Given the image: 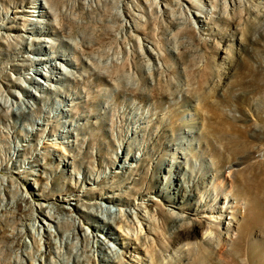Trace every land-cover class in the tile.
<instances>
[{
    "label": "rangeland",
    "instance_id": "374dc122",
    "mask_svg": "<svg viewBox=\"0 0 264 264\" xmlns=\"http://www.w3.org/2000/svg\"><path fill=\"white\" fill-rule=\"evenodd\" d=\"M49 1L52 13L42 17L30 7L34 0H0V106L2 98L21 102L25 87L14 82L30 85L24 76L35 73L36 66L20 72L14 62L49 57L37 67L49 64L56 77L64 76L54 65L57 60L81 77L52 82L40 77L56 86L34 87L37 118L44 115L40 120L46 124L0 116V161L7 163L11 143L25 149L24 136H33L41 125L46 129L27 154L30 164L40 163L29 168L38 174L20 178L27 203L36 213L39 202L91 209L90 203L118 193L115 199L124 204L105 203L120 209L113 223L91 215L72 230L80 236L73 244L79 253L83 226L90 244L98 239L104 248L102 255L87 251L81 264H154L157 254V264H194L186 250L213 233L209 217L216 223L211 248L228 253L231 245L224 240L232 209L227 192L217 202L206 200L215 195L216 183L229 191L235 185L230 173L235 157L225 165L219 157L229 154L236 136L248 145L241 156L243 171L264 186V0ZM27 19H44L51 26L33 32ZM45 38L55 43L38 41ZM196 213L202 225L193 221ZM154 219L161 224V237L153 230ZM42 225L46 234L58 232L57 223ZM231 233L235 237V230ZM24 240L32 242L28 234ZM113 248L119 251L115 257L108 253ZM213 256L209 264H216ZM228 256L221 257L222 264H242ZM23 258L15 249L0 251V264ZM39 262L36 256L26 264Z\"/></svg>",
    "mask_w": 264,
    "mask_h": 264
},
{
    "label": "bare ground",
    "instance_id": "6f19581e",
    "mask_svg": "<svg viewBox=\"0 0 264 264\" xmlns=\"http://www.w3.org/2000/svg\"><path fill=\"white\" fill-rule=\"evenodd\" d=\"M25 1L26 0H21L22 4H24ZM51 6L52 3L49 0H34V2H32V5H30V7L38 9V16L42 17L49 16L52 13V11L50 10ZM36 9H32V12H35ZM27 21L30 24L34 25L33 32L43 31L45 28L48 29L51 26V23H49V21L47 22L44 19H27ZM25 37L31 38L30 36ZM38 41H47L51 42L52 44L55 43L53 40L48 38L41 40L39 39ZM44 46L46 48L47 45H42L40 47L44 48ZM18 49V46L14 47L13 52ZM46 59H49V57H42L40 59L34 58L31 59V61L25 63L14 62V65L21 66V68L17 69L20 72L25 71L30 66H36L35 73H29V75L24 76L26 81L29 82L30 85L24 84L19 80H16L14 82V84L25 87L26 96H23L21 98V102L16 103L9 98H2L0 106V116L8 119L14 118L15 120L19 117H27L31 120H36L37 122L42 123L40 119L45 116L43 115V117L37 118V116L41 115L36 109L38 106L33 101V99L38 94L34 90V87L37 90H47L48 88L55 89L56 86L52 84L45 85L40 77L51 82L57 78L60 80L65 77H71L73 79L81 78L72 70L65 68L64 64L57 62V60L55 61L54 65L61 66V68H63L65 72L64 76L56 77L55 74L51 72V70H48V68H46L50 67L49 64H47L46 67H37ZM67 63L74 64L71 61H67ZM55 127L58 126L55 125ZM36 130H33V136L23 137L25 141L28 142V144H22L26 146L25 149L19 147L16 150V147H14V150L11 143V146H9L8 148L9 157L7 159L9 162L7 163L5 161H0V251H12L15 249L23 253V256H25V259L27 261L23 258L22 261L16 260V264H26V262L29 261L32 262L33 260H35L36 256L39 257V264H52V262L53 264H66L67 260L69 261L68 264H81L86 259L87 251H98L102 255L104 248L98 245V239H95L94 241L96 245L90 244V242H92L91 236L86 233V227L82 225V248L79 247L82 249V253H79V250L76 251L75 247H73V244L76 243L74 242V239L79 240L80 236L77 235L76 230L72 234V230L76 229V227H79V225L82 224L81 219L88 220L91 215L96 218L103 219L104 223L106 224L113 223L114 217L120 215V209H114L113 207L106 206L105 203L113 206L122 205L124 203L118 199H115L116 196H118V193L113 192L112 194L105 196L107 198L105 202L97 200L93 203H90L92 204L91 209L86 208L87 206L83 207L82 205H80V203H77L73 209L69 206L60 207L55 203L45 204L39 202L36 203V205L39 207L40 214L36 213V209L34 208L33 204L27 203L28 197L25 194V187L20 181V178L22 177L27 180L32 179L29 176H25L23 173L35 175L38 174L29 170V168L39 166L40 163L36 162L35 164H30V162L32 161H30V157L27 156V154L32 151L30 149L32 144L31 141H38L39 139H36V136H42V139L45 137L44 134H42V131L46 129H44L42 125L37 127ZM65 132H72V128ZM58 134L60 136H63L64 131L61 133H59L58 131ZM252 134L258 140L260 135L257 132H253ZM236 137L237 138L234 137V139L231 137L233 140H231V143L229 144V154L225 155L224 153L219 157L220 163H223L222 165L231 162L230 158H232V156L235 157L234 161H232L233 164H230V166L235 168L233 170H230L231 176L234 177L233 182L235 183V185L233 186L232 190L229 191L227 189L228 187L222 186L220 182L216 183L217 186L214 187L215 195H212V193L211 195L209 194L210 198L208 197L206 200L207 203L215 201L217 202L218 196H220L224 192H227L225 198L226 200L228 199V205L230 204L228 207L232 209V211L230 212L232 216L230 217V222L227 226L228 231L227 234H225L227 237L225 238L224 242L225 244H230L231 249L227 253L226 250L223 251L220 248L217 254H215L216 251H213L211 247L214 240L213 236L216 234H214V226H216V223L212 218L209 217L208 220L211 222V224L209 223V227L212 230L213 235L210 234L209 237H206L203 242L199 243V247H189L188 250H186V253L194 258V264H209L211 263L209 261L210 257H212L214 254L216 264H222L221 257L226 258L225 255L227 254L229 255L228 258L235 261L240 260L242 264H264V186L259 185V182L256 178H248L246 173L243 171L245 165L241 162V156L247 153L248 145L240 141V139H238V136ZM230 155L232 156L230 157ZM18 165H22L24 168L12 170V167H16ZM42 167L45 169L48 168L44 165H42ZM5 170L9 171L10 175L7 176L6 174L1 173ZM38 170L42 171L43 169L39 168ZM42 172H45V170ZM13 173H17L19 174V176H15ZM219 174L222 177L223 174ZM109 189L111 190V188ZM14 190L17 191L18 194L13 195ZM39 196H41L39 198H45L43 195L39 194ZM189 196V199L192 198L191 195ZM102 198L104 199V197ZM65 200L68 201L69 199L66 198ZM242 204L245 206V212H242L241 210V208H243L241 206ZM61 208H65L67 211L61 212ZM19 209L21 210V212H19ZM82 210H86L87 213ZM74 211H77L78 215L75 214ZM181 215L182 213L177 214V216L179 217H181ZM199 216L200 214L196 213V218L192 219L194 222L202 225L203 222L202 220H200ZM219 218L220 219L218 223L222 224L224 222V217L220 216ZM27 220H31V222L28 223ZM46 221L57 223L58 232L55 233L53 232V230L49 229L47 230V234L44 233V226L42 225V222L46 224ZM154 223L156 227L153 230L155 231L157 237H161V224H158L156 219H154ZM50 226H52V224H50ZM20 227H24L25 229H20ZM232 230H235L236 232L235 237L232 236ZM26 234L31 236V243L24 240V236ZM101 243L104 244V241L101 240ZM105 243L109 244V246L112 245L108 241H106ZM158 243L160 245V238L158 240ZM43 244H45V249ZM96 246L99 248L94 249V247ZM162 247L164 246L161 244L160 248ZM108 253L115 257V255H117L119 251L117 250V248H113L112 250H108ZM53 254L57 256V260L55 261L52 257ZM244 255L245 257L247 256V260L242 259V256ZM159 258L160 256L158 254L155 255L154 264L159 263Z\"/></svg>",
    "mask_w": 264,
    "mask_h": 264
}]
</instances>
